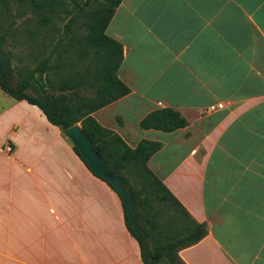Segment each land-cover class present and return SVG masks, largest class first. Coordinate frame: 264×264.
<instances>
[{
  "label": "crops",
  "instance_id": "obj_1",
  "mask_svg": "<svg viewBox=\"0 0 264 264\" xmlns=\"http://www.w3.org/2000/svg\"><path fill=\"white\" fill-rule=\"evenodd\" d=\"M105 34L130 92L91 116L132 149L161 144L148 168L206 228L180 260L264 264V0H122ZM167 108L184 128L139 127ZM0 264H144L119 196L1 89Z\"/></svg>",
  "mask_w": 264,
  "mask_h": 264
},
{
  "label": "trees",
  "instance_id": "obj_2",
  "mask_svg": "<svg viewBox=\"0 0 264 264\" xmlns=\"http://www.w3.org/2000/svg\"><path fill=\"white\" fill-rule=\"evenodd\" d=\"M9 1L0 0V7ZM14 1L27 4L41 16L37 23L38 30L48 26L58 11L71 15L64 31V37L68 34L70 36L66 38L65 44L64 38H60L53 46L51 53L56 52L58 47H61L62 53L53 61L47 57L33 69L19 72L12 69L11 54L2 49L5 41L0 38V51L7 54L11 71L15 72L16 77V85L9 87L0 76V89L17 101L24 100L36 106L48 122L60 131L80 123L94 150L110 163L132 192L149 246L145 245L144 235H137L133 231L127 219L124 202L119 198L125 225L139 245L143 263L184 264L178 256L179 250L198 243L205 237L206 228L204 224L191 218L148 168L147 162L161 148V144L142 140L132 149L118 135L102 127L91 116L93 112L130 92L117 77L123 58L122 47L105 34L110 19L122 0ZM79 28H84L85 32L77 34ZM70 50L73 55L63 58ZM82 63L85 64L84 68L75 71V67ZM49 71L59 73L57 89L61 92L60 95L50 94L47 90L48 85L55 87L46 77ZM185 126V119L169 108L153 111L139 123L143 130L165 133ZM72 149L89 168L78 150L73 146Z\"/></svg>",
  "mask_w": 264,
  "mask_h": 264
},
{
  "label": "rangeland",
  "instance_id": "obj_3",
  "mask_svg": "<svg viewBox=\"0 0 264 264\" xmlns=\"http://www.w3.org/2000/svg\"><path fill=\"white\" fill-rule=\"evenodd\" d=\"M70 17L71 15L68 16L58 11L54 14L48 26H45L42 30H38L37 23L41 16L35 13L27 4H20L14 0H10L6 5L1 6L0 38H3L5 41L2 44V49L9 51L11 54L12 69L16 72L27 71L33 69L40 61L47 57H50L51 61H53L56 56L61 55V47H58L56 52H51L58 39L64 38L65 44L66 38L70 36L68 34L64 37L65 26ZM84 32V28H79L77 34ZM71 51L65 57L62 55L63 58L73 55ZM84 65V63L77 65L75 71L82 70ZM13 74L15 76V72ZM58 74V72L53 73V71H49L46 74V77L55 86L51 87L48 85L47 90L50 94H61L57 89L60 81ZM1 95L4 99H8L4 94ZM134 187L137 188L135 183Z\"/></svg>",
  "mask_w": 264,
  "mask_h": 264
},
{
  "label": "water",
  "instance_id": "obj_4",
  "mask_svg": "<svg viewBox=\"0 0 264 264\" xmlns=\"http://www.w3.org/2000/svg\"><path fill=\"white\" fill-rule=\"evenodd\" d=\"M0 76L3 82L9 87H14L16 85V79L11 71L8 56L4 51H0ZM62 135L78 150L81 158L86 161L91 172L108 183L112 190L122 199L128 222L131 224L133 231L137 235H144L146 241L147 235L135 206L131 190L110 163L94 150L91 141L82 131L81 125L75 124L63 130ZM145 245L149 246V243L146 241Z\"/></svg>",
  "mask_w": 264,
  "mask_h": 264
}]
</instances>
